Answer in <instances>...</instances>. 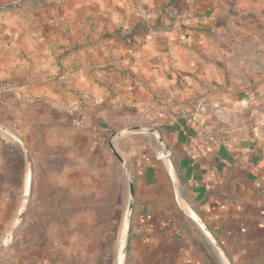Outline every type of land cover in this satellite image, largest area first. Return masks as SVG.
I'll list each match as a JSON object with an SVG mask.
<instances>
[{"label":"crops","instance_id":"1","mask_svg":"<svg viewBox=\"0 0 264 264\" xmlns=\"http://www.w3.org/2000/svg\"><path fill=\"white\" fill-rule=\"evenodd\" d=\"M152 5L0 0V264H119L129 179L109 140L135 126L162 141L113 140L135 185L123 264H264V82L220 88L209 43L164 16L123 38Z\"/></svg>","mask_w":264,"mask_h":264},{"label":"rangeland","instance_id":"2","mask_svg":"<svg viewBox=\"0 0 264 264\" xmlns=\"http://www.w3.org/2000/svg\"><path fill=\"white\" fill-rule=\"evenodd\" d=\"M151 2L152 14L149 16L148 13L147 20L151 26L155 24L158 28L161 17L164 16L167 25L178 22L186 32L193 29L195 43L198 40L209 43V52L204 53L216 56V62L212 64L213 71L222 70L226 74V79L232 76L227 79L228 84L219 82L217 85L221 86L220 88L243 86L248 80L251 86H255L257 82L260 84L264 82V0H151ZM174 2L181 5L179 13H175L171 7ZM190 11L195 19L186 25L179 15ZM153 29L155 28H143L138 31ZM122 131L116 133H121L120 136L136 131L140 135L151 134L144 130ZM119 154L123 159L126 157L125 152ZM113 157L123 165L124 175L132 179L127 160L124 159L127 164L124 165L117 157L114 155Z\"/></svg>","mask_w":264,"mask_h":264},{"label":"water","instance_id":"3","mask_svg":"<svg viewBox=\"0 0 264 264\" xmlns=\"http://www.w3.org/2000/svg\"><path fill=\"white\" fill-rule=\"evenodd\" d=\"M135 130H144L147 133H153L158 137V139L160 141H162V137L160 136L159 131L157 129H150V128H145V127H133V128H126L123 131L124 132H130V131H135ZM120 135H121V133H119V134L113 133L111 135L110 140H109V147L111 148L113 155L115 157H117L124 165H127L126 161L123 159V157L117 151V149L114 145V142H113L114 138L117 136H120ZM22 147L25 151V154L27 155L28 174H27V179H26V184H25V189H24L23 203H22L19 215L17 216L16 221L13 224V228L17 227L18 224H20V222L22 220V217H23L25 209H26L27 201L29 199V195H30V191H31V183H32V171H31L32 162H31V158L29 155V151L24 146V144L22 145ZM165 154L168 155V153H165ZM173 182H174L175 188L178 189L179 183H178V180L175 178V176L173 177ZM129 193H130V198H129V202H128V206H127V210H126V214H125V219L123 222V228H122L124 243L120 247L119 264H123V262L125 260L126 252H127L126 238H127V234H128L129 223H130L131 218H132V211H133L134 199H135V185H134L132 179H129ZM194 218L197 221V223L201 226V228L204 229L206 234L210 236L211 234H210L207 226L203 223V221L196 214L194 215Z\"/></svg>","mask_w":264,"mask_h":264},{"label":"built area","instance_id":"4","mask_svg":"<svg viewBox=\"0 0 264 264\" xmlns=\"http://www.w3.org/2000/svg\"><path fill=\"white\" fill-rule=\"evenodd\" d=\"M139 14H140V17H141V24L142 25L137 30H140V29H143V28L152 29L153 26H151V24H149V22L147 21V20H149L148 12L145 9H139ZM179 18H183V22H185L184 24H186V25L191 20L195 19L194 18V14L191 11L189 13H187V14L185 13L183 15H179ZM108 75H109V77H111L112 80L116 79V77H117L116 72H111ZM116 85H118V84H116ZM77 109H78L77 107L74 108V110H77ZM181 110L184 111V109H181ZM197 110L201 111V110H203V107L200 106L199 108H197ZM200 111H197L196 113H194V115L192 114L191 118L193 120L198 118V115H199ZM200 133L210 144H215L216 142L219 141L217 136L214 134L213 127H211V126H201ZM93 135H94V137H99L100 136V132H94ZM224 144L226 145L227 143H224Z\"/></svg>","mask_w":264,"mask_h":264},{"label":"trees","instance_id":"5","mask_svg":"<svg viewBox=\"0 0 264 264\" xmlns=\"http://www.w3.org/2000/svg\"><path fill=\"white\" fill-rule=\"evenodd\" d=\"M171 7H172V9L174 10L175 13H179L181 11V5L178 4V3H176V2H174L173 4H171ZM172 19H173V17L171 18V20ZM173 24H174V22L173 23L171 22V24H169V25L172 26ZM156 26L157 25L154 24L153 25V28H156ZM139 28H140V24L129 35L123 36V38H132L133 39L135 37V35L137 34V32H138L137 29H139Z\"/></svg>","mask_w":264,"mask_h":264},{"label":"bare ground","instance_id":"6","mask_svg":"<svg viewBox=\"0 0 264 264\" xmlns=\"http://www.w3.org/2000/svg\"><path fill=\"white\" fill-rule=\"evenodd\" d=\"M123 243H124V241H123ZM123 245V244H122Z\"/></svg>","mask_w":264,"mask_h":264}]
</instances>
